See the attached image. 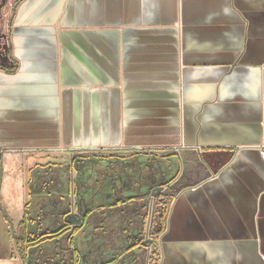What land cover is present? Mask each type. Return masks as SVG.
I'll return each mask as SVG.
<instances>
[{"label": "crops", "instance_id": "obj_1", "mask_svg": "<svg viewBox=\"0 0 264 264\" xmlns=\"http://www.w3.org/2000/svg\"><path fill=\"white\" fill-rule=\"evenodd\" d=\"M263 148L264 0H0V264L80 255L16 246L39 154L120 150L178 173L112 208L157 253L109 264H264Z\"/></svg>", "mask_w": 264, "mask_h": 264}, {"label": "trees", "instance_id": "obj_2", "mask_svg": "<svg viewBox=\"0 0 264 264\" xmlns=\"http://www.w3.org/2000/svg\"><path fill=\"white\" fill-rule=\"evenodd\" d=\"M76 163H78V168L76 167L77 176L75 181L71 182L65 175H61L60 180L63 182V186H61L56 177H51L52 174L47 168L36 167L32 170L29 189L30 191L33 190L32 184L35 182L37 192L35 196L31 195V198H33L31 201L34 203L30 202L25 207L24 221L19 226L23 234L15 239L17 247L21 246L31 249L38 244L59 243L62 238H70L72 240L74 239L73 236H78L79 233L85 234V231L91 228L88 221L93 213L103 212L107 206L111 207L112 203L116 204L115 207H117L121 203L132 202L142 195H145L144 198L147 199L148 196H151V192L154 189V184H151L148 176L152 175L153 177L157 170V165L150 161V157L146 155H136L122 161L98 158L91 160L78 159L72 162L71 166H75ZM128 163L137 164V169H132L133 173L129 171L130 173L117 176L113 166L127 165ZM169 163H171V166L166 170L164 169V173L168 174L166 177L167 185L176 179L178 173L175 168V160L171 158ZM141 169H144L145 174L137 173ZM60 171L61 173L65 172L63 169H60ZM156 175H159V173L156 172ZM144 182L149 183V187ZM50 191L53 192L51 193ZM145 191L146 194H144ZM56 192L59 194V205L52 202L47 205L46 201L57 194ZM70 197L76 200L73 206L69 203ZM159 199V196L153 199L154 203L159 201ZM66 203L70 206L67 207ZM41 206H44V209H41ZM72 209L77 211L78 215H72ZM108 209L112 212V208ZM27 221H29V224ZM106 221L110 222L106 218L104 221L105 225L101 224L96 228L94 227V232L97 236H107L111 231L121 228L116 225L113 226L109 222L106 224ZM75 248L78 252L80 251L76 246ZM21 250L22 248L19 249V251ZM112 252L113 250L109 249L105 252V256L112 255ZM20 254L23 255L21 252ZM79 254L80 259L76 264H83L81 252Z\"/></svg>", "mask_w": 264, "mask_h": 264}, {"label": "rangeland", "instance_id": "obj_3", "mask_svg": "<svg viewBox=\"0 0 264 264\" xmlns=\"http://www.w3.org/2000/svg\"><path fill=\"white\" fill-rule=\"evenodd\" d=\"M136 155H146L147 157H150V161H153V163H155L157 165V168L159 167L162 169V165L160 164V161H159L160 160L159 157L162 154H159L157 152H140V151H123V150H120V151L57 152V153H51V154H47V155L39 154L38 158H35V163H36L35 167L47 168V170L50 171V174L54 175V177H56V179L59 180L61 186H63V182H61V180H60L61 175L62 176L65 175L66 178H68V180H70L71 182H74L76 179V176H77L76 167L78 168V163H76L75 166H71V163L74 162L75 160H78V159L91 160V159H97L98 158V159H111V160H121L122 161V160H128L131 157H134ZM137 166L138 165L135 163H133V164L128 163L127 165H121L120 164L118 166L116 165L113 167L115 168L114 171L116 172V175L120 176V175H123L125 173H130L129 171H131L132 169H137ZM60 169H63L65 172L61 173ZM65 169H69V170H65ZM143 170L141 169L137 173L143 175V174H145V171H143ZM131 172L133 173V171H131ZM144 184L147 187H149V185H150L147 182L146 183L144 182ZM30 185H31V183L28 184V186H30ZM35 186H37V185L35 182H33V184H32L33 190L30 191V197H31V195L35 196V193L37 192V190H36L37 188ZM58 186L61 187L60 185H58ZM54 190H57V189H54ZM39 194H41V193L39 192ZM144 194H146V191ZM58 195L59 194L57 193L54 196H52V198L50 200L48 199L46 201V204L48 205L49 203L52 202L56 205H59L58 204L59 203ZM153 199H154V197L148 196V199L146 201H153ZM75 202H76V200L73 197H70L69 203L72 206L75 205ZM60 204H61V202H60ZM65 205L67 207L70 206V205H68V203H66ZM110 206L111 207L107 206L103 210V212H95L92 214V216L89 218V221H88L89 225H91V228L89 230H86L85 234H81L80 241L77 239V236H75V238H74V242L72 244L74 247L76 246L80 250L81 256L83 257V259H82L83 264H95V263L96 264H105L107 262L109 264V262L111 260H113L114 257L117 258L118 254L120 255V254L125 253V250H127V247L130 244V242H128V243L121 242L122 245L121 246L118 245V243L116 241L117 238L115 237V232L117 230L111 231L109 233V235L106 234L107 236H97V234L94 232V230H95L94 227L96 228L98 225H101V224L105 225L104 221L106 218H108L109 220L112 219V212H114V211L111 212V210L108 208H113L116 206V204L112 203ZM59 207H61V206H59ZM67 207H66V209H68ZM41 209H44V206H41ZM155 212H156V210L151 206V209H150L151 219L150 220L152 223H150V221H149L148 224L150 223V225H152V226L155 224L154 223L155 219H157V215ZM72 215H78L77 211L72 209ZM104 216H106V218H104ZM126 216L127 215H125V217ZM124 221L125 220H123V222H120V224L124 223ZM27 222L29 224V221H27ZM108 222L106 224H108ZM109 223L110 224H117V223H113L111 220ZM129 226H131V224L128 225L127 227H129ZM156 228H157V225H156V227H153V229H151V232L155 231ZM61 248L69 250L68 247H66V244L64 241H63V243L61 242L60 249ZM109 249L113 250L112 255L105 256L106 255L105 252L108 251ZM54 260H55V258L50 259L49 260L50 262L45 263V264H52V262ZM74 260L77 263L79 260V257H75ZM60 261H61V263H58V260H57V263L58 264H71L72 263L71 262L72 259H69V261H66L65 263H62L63 262L62 260H60Z\"/></svg>", "mask_w": 264, "mask_h": 264}, {"label": "flooded vegetation", "instance_id": "obj_4", "mask_svg": "<svg viewBox=\"0 0 264 264\" xmlns=\"http://www.w3.org/2000/svg\"><path fill=\"white\" fill-rule=\"evenodd\" d=\"M156 172H158L159 175H156ZM167 175H168L167 173L166 174L164 173V168L162 166V169L159 167L157 168L153 177H152V175H150V176H148V178L150 179L151 184H154V189L163 190L167 186V184H166ZM53 176L54 175H51V177H53ZM154 237H155L154 235H151V237L149 236L148 238L139 237L136 241L130 242V244H132L130 247L131 248H138L139 252H141V257L145 253L144 251H146L147 248H151L153 250V253H157L156 247L158 246V244H157L158 240H157V238L155 239Z\"/></svg>", "mask_w": 264, "mask_h": 264}, {"label": "water", "instance_id": "obj_5", "mask_svg": "<svg viewBox=\"0 0 264 264\" xmlns=\"http://www.w3.org/2000/svg\"><path fill=\"white\" fill-rule=\"evenodd\" d=\"M161 192V189H154L151 193V196L156 198L159 196V193Z\"/></svg>", "mask_w": 264, "mask_h": 264}, {"label": "built area", "instance_id": "obj_6", "mask_svg": "<svg viewBox=\"0 0 264 264\" xmlns=\"http://www.w3.org/2000/svg\"><path fill=\"white\" fill-rule=\"evenodd\" d=\"M262 158L264 159V148L261 151Z\"/></svg>", "mask_w": 264, "mask_h": 264}]
</instances>
